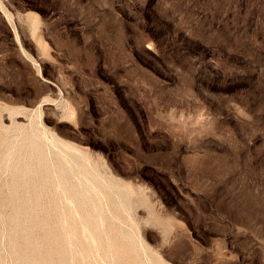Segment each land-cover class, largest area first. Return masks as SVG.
<instances>
[{
  "label": "rangeland",
  "instance_id": "rangeland-1",
  "mask_svg": "<svg viewBox=\"0 0 264 264\" xmlns=\"http://www.w3.org/2000/svg\"><path fill=\"white\" fill-rule=\"evenodd\" d=\"M0 264H264V0H0Z\"/></svg>",
  "mask_w": 264,
  "mask_h": 264
},
{
  "label": "bare ground",
  "instance_id": "bare-ground-1",
  "mask_svg": "<svg viewBox=\"0 0 264 264\" xmlns=\"http://www.w3.org/2000/svg\"><path fill=\"white\" fill-rule=\"evenodd\" d=\"M71 200H72V199H71ZM71 200H70V201H71ZM72 203H74V202H72ZM75 206H76V205H75Z\"/></svg>",
  "mask_w": 264,
  "mask_h": 264
}]
</instances>
